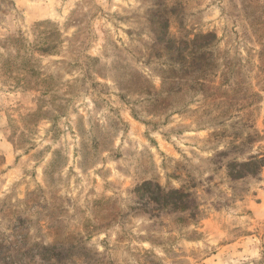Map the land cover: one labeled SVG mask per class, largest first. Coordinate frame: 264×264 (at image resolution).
Returning a JSON list of instances; mask_svg holds the SVG:
<instances>
[{
	"label": "rangeland",
	"instance_id": "rangeland-1",
	"mask_svg": "<svg viewBox=\"0 0 264 264\" xmlns=\"http://www.w3.org/2000/svg\"><path fill=\"white\" fill-rule=\"evenodd\" d=\"M209 31L221 89L149 106ZM262 159L264 0H0V264H264Z\"/></svg>",
	"mask_w": 264,
	"mask_h": 264
},
{
	"label": "trees",
	"instance_id": "trees-1",
	"mask_svg": "<svg viewBox=\"0 0 264 264\" xmlns=\"http://www.w3.org/2000/svg\"><path fill=\"white\" fill-rule=\"evenodd\" d=\"M216 40L217 34L213 31L199 32L193 34L192 38L188 36L170 37L162 46V49L168 53L166 55L170 61L161 70V87L156 88L154 84H145V87H149L151 94L148 105L152 108L163 109L167 106L164 105L165 102L170 99L167 104L171 107L176 101L177 95L184 94L185 86H189L196 92L206 93L208 96L219 91L221 85H216L214 70L211 69V63H214L211 57L214 53ZM223 74L225 76L224 71ZM245 93L244 96L250 98L260 97L258 92L251 89ZM248 117L250 118L251 114L248 113ZM261 161L264 162V159ZM239 166L241 168L255 167L252 172L257 173L258 166L260 167L262 164H260V160H247L239 163ZM146 182L143 184L147 185Z\"/></svg>",
	"mask_w": 264,
	"mask_h": 264
}]
</instances>
